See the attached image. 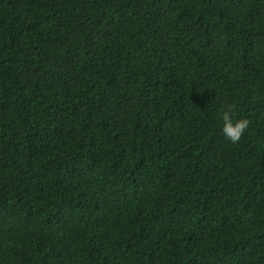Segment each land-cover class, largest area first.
Masks as SVG:
<instances>
[{
    "label": "trees",
    "instance_id": "16d2710c",
    "mask_svg": "<svg viewBox=\"0 0 264 264\" xmlns=\"http://www.w3.org/2000/svg\"><path fill=\"white\" fill-rule=\"evenodd\" d=\"M0 264H264V0H0Z\"/></svg>",
    "mask_w": 264,
    "mask_h": 264
},
{
    "label": "clouds",
    "instance_id": "9594fccd",
    "mask_svg": "<svg viewBox=\"0 0 264 264\" xmlns=\"http://www.w3.org/2000/svg\"><path fill=\"white\" fill-rule=\"evenodd\" d=\"M222 133L230 143H238L249 127V120L235 119L232 116V109L227 108L222 113Z\"/></svg>",
    "mask_w": 264,
    "mask_h": 264
}]
</instances>
